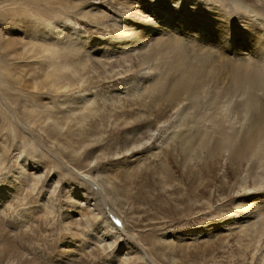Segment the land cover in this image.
<instances>
[{"label": "rangeland", "instance_id": "1", "mask_svg": "<svg viewBox=\"0 0 264 264\" xmlns=\"http://www.w3.org/2000/svg\"><path fill=\"white\" fill-rule=\"evenodd\" d=\"M136 1L0 0V264H264V212L236 207L264 156L229 157L238 127L209 95L230 84L220 59L210 69L173 42L120 50L142 25ZM200 1L263 25L264 0ZM177 75L190 86L171 104Z\"/></svg>", "mask_w": 264, "mask_h": 264}, {"label": "bare ground", "instance_id": "2", "mask_svg": "<svg viewBox=\"0 0 264 264\" xmlns=\"http://www.w3.org/2000/svg\"><path fill=\"white\" fill-rule=\"evenodd\" d=\"M136 3L140 4L141 6L138 8V10H135L134 13H135V16L137 17V21L141 22L142 25L133 29L132 34H130V33L127 34V31L125 30V35H126L125 41L120 42V48L119 49L122 50L123 48H125V46L127 44L130 45L129 42H131V41L133 42L136 39H139L141 41L142 47H144L143 49L149 50L151 48L150 46L153 45L152 49L157 48L156 50H158V51L162 47H165L168 44H170L171 42H173L175 44V47L177 48V50H179L180 52H183V50H188L192 56L199 58L200 60L204 61L205 63H209V65L208 64L207 65L209 66L210 69L212 67L214 68L213 63H212V59H220V64L217 67L221 72L224 73L225 78H228L230 80V84L228 85L227 89H224L222 91H217V90L211 91L209 93V95H211L210 98H212L213 100L217 99L219 102L217 104V107H216L215 115H217V116L223 115V117L227 116L229 118V120L231 122H233V125L238 127L236 129H238L237 131L239 133L237 132V134H233L232 137L229 136V140L226 141V144L230 146L227 149L230 159L239 158L240 160L242 159V160L249 161V163H250L249 167H250L252 164H254L253 161L256 160V158L264 156V144L261 143L260 146L258 145L259 147H257L255 152H253V149L255 147L254 148L252 147L254 142L257 140L256 139L257 136H259L261 133H264V94L260 95L257 93L260 86L262 87L263 86L262 84H264V22L262 23L263 25H261V24H259V22H261L260 19L258 21L257 20L253 21V19L251 20V19L246 18V17H240L239 19L233 20L232 18H230V15L228 17L224 13L225 11H223L219 7L217 8V6L216 7L212 6L209 10L206 9L207 6L205 8V1L202 2L200 0H190L189 2H187V1L185 2L184 0H170L168 2H166L165 0H137ZM207 5H209V4H207ZM26 7H27V5H26ZM33 8H35V7H33ZM37 8H35V9L37 10ZM132 8L133 7H132L131 3H130V5L125 7L126 15L128 13L132 12ZM39 10H38V12H39ZM34 12H36V11L34 10ZM37 18H38V15H37ZM39 18H40V16H39ZM46 24L48 26V23H46ZM52 28H53V26H52ZM137 34H140V36H142V37L138 38L139 36L137 37ZM172 34H175V35L178 34V35H180V37L179 36L178 37H176V36L172 37L171 36ZM165 35H167V36H165ZM181 37L191 38L192 43L185 42L184 39H182ZM57 39L55 40L56 44H57V41H59ZM52 40H54V39H52ZM53 44H55V43H53ZM45 46H46V44H45ZM127 48H128V46H127ZM216 49L219 50L220 53L217 54ZM49 51H51V50H49ZM221 52H222V54H221ZM53 56H55V55H53ZM229 56H231V57H229ZM56 60H58V59L56 58ZM63 61H66V60H63ZM56 62H58V61H56ZM67 62L68 61H66V64H67ZM61 63L62 62L60 61L59 64H61ZM164 63H166V61ZM56 64L59 65L58 63H56ZM64 64L60 65L61 69L64 68V66H65ZM166 64L168 65L169 63H166ZM69 65H70V63H69ZM87 65H86V67H87ZM72 67L74 69H76L75 66H72ZM72 67L70 66V68H72ZM83 68L80 71H82ZM154 68L156 69L157 65ZM216 71H217V69H216ZM55 72H57V71H55ZM149 72H152V71L150 70ZM167 72H169V69H166L165 71H163L164 74H167ZM155 73H158L159 76L161 74V72L159 73V71L155 72ZM179 75L170 78V80H168L169 82H166V84H165V87L169 86L168 88H170L168 94L166 95V100H167V102L169 101L171 104L181 103V101L183 99H185V97L183 96L184 90L186 88H188V86H190V83H189L190 81L186 77L179 76ZM53 76L54 75H52V73H51V76L49 75V77H52V78H53ZM177 77H180L185 82H181L179 79H177ZM57 79H58V81L61 80L59 78V76ZM73 79H74V77H73ZM167 79H168V77H167ZM56 81H55V83H56ZM58 81L56 83L57 85H58ZM196 83H194V84H196ZM59 85H61V84H59ZM166 85H168V86H166ZM201 85L203 86V84H201ZM65 87H66V85H65ZM67 87H69V86H67ZM72 87H73V85H72ZM76 88H77V86H76ZM153 88H155V86ZM161 88H162V86H161ZM143 90H145V89H143ZM62 91H63V89H62ZM162 93H163V91H162ZM242 96L244 97V99H242ZM161 101L162 100H160V102ZM96 107H98V106H96ZM177 108H179V107H177ZM93 112H94V110H93ZM224 114H226V115H224ZM180 121H182V120L180 119ZM175 122H177V121H175ZM164 125H165V123H164ZM175 128H177V127L175 126ZM242 128H243V130H242ZM187 129H189V128H187ZM174 130H177V129H174ZM148 131H149V129H148ZM234 131H235V129H234ZM153 132H154V130H153ZM181 133L179 132L178 135ZM197 135H199V134H197ZM146 136H144V137H146ZM174 136H173V139H174ZM177 137H179V136H177ZM189 137H191V136H189ZM189 137H187L186 139H188ZM233 137H235V140H233ZM167 138H168V135H167ZM181 139L182 138H180V140ZM258 140H259V138H258ZM260 140L262 142V139H260ZM260 140H259V142H260ZM146 144L148 145V143H146ZM194 144H196V143H194ZM191 145L189 144V146H191ZM197 145H199V144H197ZM143 146H145V145H143ZM186 147H188V145H186ZM256 162H259V160H257ZM247 178L248 177L245 176L243 179L244 181H242V184H241L242 189H240V191L243 190V192L241 194V196H243V197H241V200H240L241 203L236 204L237 205L236 207L238 209H240L239 211L243 210V212L248 213L247 215H254V216H256V218L260 219L259 217L261 215V212H264V209H261L264 207L263 206L264 205V192H263L264 190L262 191V189L264 188V176L261 177V180H258V181H260L258 184L254 182L255 183L254 185L256 187L252 188V189L248 186ZM251 186H253V185H251ZM247 202H250L249 205H251V206L247 205L246 204ZM243 208H245V209H243ZM261 217H263V216H261ZM263 222L264 221H262V223ZM235 223H236V221L233 220V221L228 222L227 225H233ZM257 233H258V236L261 238H262V236H264V223L261 225V227H258ZM98 234H100V233H98ZM260 240L258 242L259 245H260V243H262V239H260Z\"/></svg>", "mask_w": 264, "mask_h": 264}]
</instances>
